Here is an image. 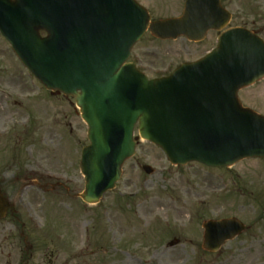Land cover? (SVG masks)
Masks as SVG:
<instances>
[{"label": "rangeland", "instance_id": "obj_1", "mask_svg": "<svg viewBox=\"0 0 264 264\" xmlns=\"http://www.w3.org/2000/svg\"><path fill=\"white\" fill-rule=\"evenodd\" d=\"M138 1L156 19L181 14L185 0ZM221 4L232 15L228 26H243L264 40V0ZM217 35L212 30L194 42L159 40L146 32L130 59L150 77L165 74L213 48ZM238 96L264 115V78ZM0 99L8 124L27 120L21 140L6 137L3 158L14 163L12 170H22L20 228L31 245L26 251L22 237L11 235L0 264H264L263 158L231 167L172 165L157 146L139 138L115 188L89 204L79 197L84 179L78 167L87 127L73 97L45 89L1 34ZM231 217L245 230L217 252L203 249L202 222Z\"/></svg>", "mask_w": 264, "mask_h": 264}, {"label": "water", "instance_id": "obj_2", "mask_svg": "<svg viewBox=\"0 0 264 264\" xmlns=\"http://www.w3.org/2000/svg\"><path fill=\"white\" fill-rule=\"evenodd\" d=\"M229 18L219 0H186L179 17L152 22L135 0H0V32L12 50L46 88L74 96L87 124L89 144L79 161L84 202L97 203L114 188L134 153L136 123L140 137L172 164L230 166L264 158V116L237 97L264 77V42L254 32L223 30L216 48L164 78L149 80L126 62L147 29L160 39L195 41ZM202 226L209 251L245 229L233 217Z\"/></svg>", "mask_w": 264, "mask_h": 264}, {"label": "flooded vegetation", "instance_id": "obj_3", "mask_svg": "<svg viewBox=\"0 0 264 264\" xmlns=\"http://www.w3.org/2000/svg\"><path fill=\"white\" fill-rule=\"evenodd\" d=\"M9 113L0 99V256L4 254V248L8 238L17 233L24 240L27 238L20 227H24L22 213L24 205L20 198V185L22 180L21 168L15 167L11 169L14 163L8 160L4 162L3 154L5 152L6 141L9 134L18 137L21 140L23 137V123L27 120L20 118L16 121L13 127L8 124ZM7 137V139H6ZM10 256V253H8ZM1 261V259H0ZM22 259L16 264H22ZM1 264H12L10 260H4Z\"/></svg>", "mask_w": 264, "mask_h": 264}]
</instances>
